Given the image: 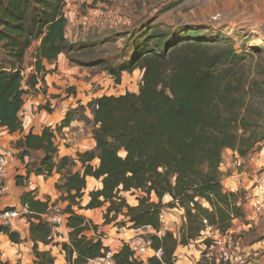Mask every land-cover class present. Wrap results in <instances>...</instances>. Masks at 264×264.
I'll return each mask as SVG.
<instances>
[{
	"label": "trees",
	"instance_id": "obj_1",
	"mask_svg": "<svg viewBox=\"0 0 264 264\" xmlns=\"http://www.w3.org/2000/svg\"><path fill=\"white\" fill-rule=\"evenodd\" d=\"M78 2L71 1L76 14L81 10H77ZM70 9L66 0H0V128L23 133L20 114L27 89L37 92L40 77L52 72L46 71L44 62L54 63L61 55L76 66L108 73L118 86L126 72L135 75L138 71L143 77L139 86L132 82L130 88L137 89L126 88L128 91L119 95H104L88 104L96 148L79 153L76 161L69 157L56 161L59 148L51 126L44 127L41 134L34 133L31 126L24 138L10 146L14 157L26 165V175L16 177L18 186L29 183L32 175L51 177L58 173L64 179L57 185L62 195L52 205L51 200H37L32 192L22 196L20 209L30 212L23 218L30 224L35 247L38 241L50 242L47 238L53 226L60 225L46 216L60 207L63 224L67 222L72 230L70 244L63 245L68 264H87L108 250L101 239L85 235L98 227L84 225V218L73 209L84 208L80 206L88 177L101 181L102 188L90 193L86 209L106 206V225L122 217L125 220L117 224L120 227L151 226L159 233L163 209H180L185 215L180 239L170 231L152 236L153 247L163 250L162 259L145 261L123 245L116 249L115 264H177L178 248L196 242L207 227L226 232L236 221L245 220L243 224L250 229L263 223L264 214L255 217L248 207L247 192L226 190L219 172L226 150L245 159L263 149L264 127L257 112L264 96V60L259 57L256 61L251 52L240 53L229 38L202 35L198 30L174 32L149 15L129 29L98 34L97 27L91 26L73 38L77 32L71 30L84 27L78 17H71ZM36 42L35 75L25 80V56ZM118 42L122 43L120 52L105 56V46ZM67 90L68 100L77 96L76 87ZM46 105L43 109L51 112L49 101ZM84 109L79 105L69 110L63 126ZM96 160L98 165L93 164ZM77 163L84 168L83 174L72 170ZM6 182L9 184L8 177ZM126 194L137 204H129ZM167 196L171 201L166 205L163 201ZM66 202L67 207L63 206ZM0 234L9 235L15 243L20 241L11 226H1ZM255 240L252 244L264 242ZM262 250L258 264H264ZM251 260L246 264H254ZM40 264H53V260L45 257ZM195 264L210 263L200 260Z\"/></svg>",
	"mask_w": 264,
	"mask_h": 264
},
{
	"label": "rangeland",
	"instance_id": "obj_2",
	"mask_svg": "<svg viewBox=\"0 0 264 264\" xmlns=\"http://www.w3.org/2000/svg\"><path fill=\"white\" fill-rule=\"evenodd\" d=\"M90 2L92 1H82V3L85 4H79L80 2H78L77 10L79 8H81V10L78 14H76V18L78 17L80 19L79 24H81L84 28L82 30L79 27L77 31L74 29L77 27L75 26L77 23L71 22L72 26H75L73 28L74 30L72 29L71 32L73 34L77 32L75 35H71V37L75 38L80 36L82 33H86L91 26L97 27L95 32L98 34L101 31L104 32V30H106V32H110L114 29H129V25H133V23L138 19L149 15L151 19H157L158 21L164 22L168 27H171L174 32L187 33L198 30L202 33V35H208L218 39L229 38L232 41V45L240 53L251 52L255 55L256 61L259 60V57L264 60V0H99L98 3L95 1L93 3ZM85 17L89 19L87 26L82 24L83 18ZM39 43L36 42L33 44L25 56L23 66L24 69L22 71L25 80L35 75L34 64L36 60L34 59V55L36 47ZM121 47V42L105 46V56L109 57L117 55L120 52L119 48ZM81 68L82 69L78 74L72 76L71 78H67V80L71 79L72 81H68V84L64 83L63 88L57 86V90L61 91L60 94L63 96L64 100L69 101L67 97V89L71 87H76L77 91L81 89L83 93L81 97L84 99L81 103L84 108L87 107V104L90 102L89 100L91 96L94 99L95 96L102 95L103 93L119 95L120 93L128 91L126 88H130L132 82L138 83V86L142 83L141 80L143 76H141L142 73L138 71L135 75L129 74L128 72L124 74L122 88V85L118 86L112 76L104 71L82 66ZM80 74H83V76L80 77ZM91 78L93 79L92 84L90 83ZM138 86H133L130 89H137ZM54 99L61 102V97L59 96L54 97ZM258 106L259 112L257 113L259 122L264 127L263 95L261 96L260 104ZM79 118L83 119L84 117L81 116ZM80 135L85 137L87 136V132L84 131ZM260 152L255 153L258 154L256 157L258 160H261L263 157V152L261 154ZM238 158L235 157V155L233 156L231 150H226L224 152L223 162L226 164V162L230 160L232 165L226 171L227 173L221 172V170L219 172L223 181V186H231L232 188L235 187V189L240 187L239 184L231 182L233 176L236 177V174H238L239 177H241L244 173V171L239 170L242 167H237L235 164ZM248 166L249 164L247 162L245 168H248ZM261 169H264V161L261 162V164L257 163V171ZM225 181H228L229 184ZM63 182L64 179L60 181L58 185L63 184ZM58 192L62 191L58 190ZM125 197L131 203H135L130 194H126ZM153 200L158 201L156 196H154ZM163 203L166 205L169 203V196L164 198ZM205 206L207 207L208 205L205 204ZM163 210L166 213V223L164 227L180 239L184 223L186 222L185 216L182 219L183 216L182 214L180 215V211H183L179 209L178 212L177 210L174 211V209L169 208H165ZM124 220L125 219L121 217L120 220L117 219V221L109 224L108 226L111 227L108 232L113 235L117 234L113 232L116 231L114 227L119 228L120 226L117 224L120 223L121 225ZM243 222L246 223L245 220H243ZM103 225H106L105 221ZM243 226H241L240 230V234L243 236V247L246 249V254L250 256L249 258H252L253 263L258 264L259 262H257V260H259V258L263 255H261L260 250L264 248V242L261 241L255 244L252 243L257 241L255 238L259 240L264 239V222L252 229L244 224ZM121 227L125 228L124 226ZM198 240L190 244L192 247L190 245L188 248L187 246H180V250L178 252L179 261L182 260L181 256L184 253H190L192 259H194V253L204 251L203 244L198 243ZM251 246L258 247L259 249L255 251L254 248H251ZM114 249L115 248L113 247V250ZM255 253H258L259 257H256ZM147 260L148 259L145 261Z\"/></svg>",
	"mask_w": 264,
	"mask_h": 264
},
{
	"label": "crops",
	"instance_id": "obj_3",
	"mask_svg": "<svg viewBox=\"0 0 264 264\" xmlns=\"http://www.w3.org/2000/svg\"><path fill=\"white\" fill-rule=\"evenodd\" d=\"M44 65L46 71L52 70L53 72L55 69L56 71L40 77L37 87L39 89L37 92L31 91V89H27L28 94L24 98L25 105L22 110L26 112L27 115L32 117V126L34 133L41 134L44 127H52V130L56 134V144L59 148L56 159L57 162H59L64 157H69L76 161L77 155L79 153L92 151L96 148V142L93 135L95 126H92L94 125L93 115L91 113V110L88 108V104L93 100V97L91 96L89 100L90 102L87 104V107H85V109L81 111V113H77L80 114V116L74 118L70 123L63 126L64 123L62 122L65 120L66 113L71 109L73 111L76 110L79 105H82L81 102H83L84 99L81 97V95L83 94L82 90L79 89L77 91V96H74L73 99H70L69 101L64 100L63 96H61L60 94L61 91L57 90V86L63 88L64 83L68 84V81H72L71 79L67 80V78L75 76L80 72L82 68L69 62V60L64 55H61L59 59L54 63L45 61ZM82 76L83 74H80V77ZM104 95L111 94L103 93L102 95L95 96L94 99L100 98ZM58 96L61 97V102H58L54 99V97ZM46 101H49L51 112L43 109V107H45L46 105ZM81 116H83L84 118H79ZM84 131L87 132V136L85 137L80 135ZM21 138H24V136L20 130L16 133H10L8 130L0 128V141L4 146L13 147L14 144H16V142ZM231 152L233 156L235 155V157H239V155L234 151L231 150ZM262 152L263 157L261 158V160L257 159L256 163H252L250 166H248V168L245 169L250 170L252 167L255 169L257 163L261 164V162L264 161V148L261 150L260 154ZM245 160L247 159L245 158ZM93 164L98 165L99 160H96ZM231 165L232 164L230 160H228L226 164L223 162L220 168L221 172H226L231 167ZM72 170L74 172H80L81 174L84 173V168L80 163H77V166L75 168H72ZM25 175L26 165L15 157L8 175L10 193L9 196H6L0 201V209L7 207H15L17 209H20L22 206V196L26 192H32L36 199L42 202L51 200V205L60 199L62 194L58 192L57 185L60 183V181L63 180L61 174L54 173L51 177L32 175L29 183L25 184V186H18L16 183V177ZM245 175L246 173H243V175L239 177V175L236 174V177L233 176L231 182L239 184L240 188L246 187L249 185V179ZM225 182L229 184L228 181ZM225 187L234 191L236 190L235 187ZM101 188V181L96 180L92 177H88L87 188L84 191V197L81 200L80 206L84 208L81 209L78 206H74L73 209L77 215L84 218V225L87 224L91 228L98 227L96 231L92 228V230H88L85 232V235L88 236L89 239H93L96 241L101 239L104 247H114L115 249H119L120 247H122L123 241H127L133 238L136 229L114 227L116 231L113 232L117 234L113 235L108 232L111 226L103 225L105 221L104 216L107 209L106 206L96 210L86 209V206L90 201V193ZM170 201L171 198L169 197V202ZM128 202L131 205L137 204L136 201L135 203H131L128 200ZM67 205L68 204L66 202L64 206L67 207ZM174 211H176V209H174ZM177 211L179 212L178 209ZM181 214L183 216V219L185 216L184 212L180 211V215ZM239 225L242 226V223L240 221H236L234 223L233 230H238L240 232L241 227ZM11 228L12 232L19 234L20 241L18 243H15L11 240L9 235L0 234V263L40 264L44 262V258L46 257L47 259L53 260V264H68L66 252L63 249V245L70 244L72 230L69 228V226H67V222L60 226H53L52 234L47 238L50 240V242L47 244L45 242L38 241L37 247H35V243L32 240L30 224L26 222L24 218L15 220V222H13V224L11 225ZM188 247L189 246H187V248ZM179 250L180 247L176 252L177 254ZM76 257L77 254L74 255V258ZM181 257V261L177 260L178 264H194V262L196 261L195 258L192 259L190 253H184Z\"/></svg>",
	"mask_w": 264,
	"mask_h": 264
},
{
	"label": "built area",
	"instance_id": "obj_4",
	"mask_svg": "<svg viewBox=\"0 0 264 264\" xmlns=\"http://www.w3.org/2000/svg\"><path fill=\"white\" fill-rule=\"evenodd\" d=\"M71 1L72 0H66V3L70 5L71 17L75 18L76 13L74 8L71 6ZM82 1L85 0H80L81 3ZM91 1L92 2L90 3L94 2V0ZM88 22L89 19L87 17L83 18L82 24L84 26H87ZM20 116L22 117L21 127L23 133H25L33 125L32 118L29 115L24 114V112H21ZM257 156L258 154H252L248 158H246L247 160L238 158L235 162L237 167H242L239 170L246 173L245 176L249 179L248 186L241 188L239 187L235 191L225 187L226 190L230 192H247L246 198L247 203L249 204L248 207L255 217L262 216L264 214V169L257 171L252 167L249 170L245 169V166L247 162L249 166L252 163H256ZM13 160L14 152L12 148L9 146L4 147V145L0 142V201L10 193V186L6 182V179L9 175V170L11 168ZM29 213L30 212L27 208H23L21 210H9L8 208L0 209V227L11 226L13 222H15V220L21 219L23 218V216L28 215ZM61 214V208L56 207L46 217L51 223L62 225L63 217ZM160 220L163 223V228L159 233H157L151 226L136 229L133 238L127 241H123L122 246H130L135 256L143 260L152 257L162 259L163 250L155 249L153 247L152 235H158L159 237H161L166 233L167 230L164 227L166 223L165 212L160 215ZM204 241H210V244L206 245ZM198 243L203 244L204 251L200 253H194L193 256L196 260L194 264L200 260H207L210 264H246L250 257L248 254H246V249L243 247L240 232L238 230H233V228L226 232H220L214 227H207L205 231L202 232ZM115 252V249L113 250L112 247H109V249L105 251L103 255L94 259H90L87 264H115ZM178 255L179 254L176 253L177 259ZM255 256H258V253H255Z\"/></svg>",
	"mask_w": 264,
	"mask_h": 264
},
{
	"label": "clouds",
	"instance_id": "obj_5",
	"mask_svg": "<svg viewBox=\"0 0 264 264\" xmlns=\"http://www.w3.org/2000/svg\"><path fill=\"white\" fill-rule=\"evenodd\" d=\"M24 76V75H23ZM15 158V157H14ZM19 210H21V209H19ZM168 231V230H167ZM152 236H154V235H152ZM157 236V235H156ZM108 249H109V247H107ZM116 250V249H115ZM103 255V254H102Z\"/></svg>",
	"mask_w": 264,
	"mask_h": 264
}]
</instances>
